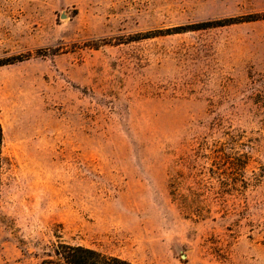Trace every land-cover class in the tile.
Segmentation results:
<instances>
[{"label":"rangeland","instance_id":"374dc122","mask_svg":"<svg viewBox=\"0 0 264 264\" xmlns=\"http://www.w3.org/2000/svg\"><path fill=\"white\" fill-rule=\"evenodd\" d=\"M256 14L0 0V62L27 56L0 67V264L57 236L134 264H264V19L158 35Z\"/></svg>","mask_w":264,"mask_h":264},{"label":"trees","instance_id":"16d2710c","mask_svg":"<svg viewBox=\"0 0 264 264\" xmlns=\"http://www.w3.org/2000/svg\"><path fill=\"white\" fill-rule=\"evenodd\" d=\"M260 19H264V14L248 15L245 17L229 18L225 20L208 21L196 24L194 26L176 27L165 31H159L158 35H170L187 31L218 28L243 22L258 21ZM151 35L157 36V34ZM149 37L153 36H146V38ZM26 57L27 56L20 55L4 59L0 62V67L23 61ZM2 144L3 127L0 119V194L3 170ZM57 238L58 240L55 243H52L49 248L44 251V256L41 258L39 264H134L118 256L105 254L93 248L66 243L62 241L61 237L59 236H57Z\"/></svg>","mask_w":264,"mask_h":264}]
</instances>
